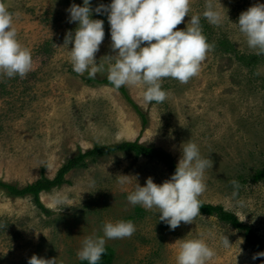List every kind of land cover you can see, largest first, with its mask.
Wrapping results in <instances>:
<instances>
[{
  "label": "rangeland",
  "instance_id": "1",
  "mask_svg": "<svg viewBox=\"0 0 264 264\" xmlns=\"http://www.w3.org/2000/svg\"><path fill=\"white\" fill-rule=\"evenodd\" d=\"M257 2L264 0H215L221 23L213 25L200 16L212 47L186 83L162 79L167 93L163 102H145L142 83L123 85L147 114L144 127L118 89L88 83L87 71L77 74L72 69V43L64 41L77 24L69 22L66 10L83 0H0L32 56V68L24 77L0 75L1 181L22 188L53 179L79 153L134 140L168 152L177 164L180 145L191 140L201 156L213 162L205 169V190L198 198L234 213L251 227L262 249L216 213H199L173 230L158 220L157 210L130 204L127 195L137 183L143 185L148 177L162 183L172 172L161 160L111 150L85 158L65 173L61 185L40 192L45 209L31 194L11 196L0 187V264H27L33 254L56 257L57 264H82L86 260L77 252L85 236H102L104 223L118 220L132 221L135 231L106 238L99 264H177L179 245L190 238L203 239L214 249L205 264L264 262V257L252 259L264 251V177L255 179L264 171V55L247 46L235 23ZM108 3L90 0V7ZM204 7L205 0H190L189 15L176 28H185L190 16L202 14ZM92 15L104 21L105 35L95 53L103 68L94 77L101 80L116 56L107 14ZM224 236L230 245L222 243Z\"/></svg>",
  "mask_w": 264,
  "mask_h": 264
},
{
  "label": "clouds",
  "instance_id": "2",
  "mask_svg": "<svg viewBox=\"0 0 264 264\" xmlns=\"http://www.w3.org/2000/svg\"><path fill=\"white\" fill-rule=\"evenodd\" d=\"M189 10L190 0H110L107 5L99 4L95 9L90 7V0L72 3L66 11L69 22H76L77 26L74 32L67 33L64 43H72L73 71L77 74L87 71L94 77L103 68L97 65L95 53L105 35L104 21L94 19L92 14L93 11L106 13L111 48L116 56L107 68L108 81L116 88L142 83L145 102H163L167 93L161 87L162 79L171 77L186 83L199 72L201 62L212 47L202 32L200 16L213 25L222 20L215 0H205L202 14L191 15L185 28H176L185 15H189ZM235 23L246 37L247 46L256 55H264V3L257 2L242 11ZM31 68V52L20 43L12 14L0 3V75L24 77ZM180 152L170 178L156 183L148 177L143 185L137 183L135 190L127 195L130 204L157 210L158 220L173 230L181 222H192L200 213L198 197L205 190V169L213 165L210 159L201 156L198 145L191 140L180 145ZM232 184L239 186L236 180ZM102 231V236L89 235L81 241L77 252L80 260L97 264L105 252L106 238L130 236L135 225L130 220L106 222ZM221 240L225 246L231 244L227 236ZM240 252L241 248L237 254ZM214 254V249L203 239L190 238L181 241L176 261L177 264H205ZM257 256L264 257V251L255 253L252 259ZM27 264H57V260L33 254Z\"/></svg>",
  "mask_w": 264,
  "mask_h": 264
},
{
  "label": "trees",
  "instance_id": "3",
  "mask_svg": "<svg viewBox=\"0 0 264 264\" xmlns=\"http://www.w3.org/2000/svg\"><path fill=\"white\" fill-rule=\"evenodd\" d=\"M251 63L252 62L250 61V65ZM84 79L88 83L95 82L99 84H106L112 86L111 82L108 81L107 78L99 80L95 77H90L89 75H86ZM116 89H118L125 96V98L129 100V102H131L136 112L140 115L142 119V124L145 127L148 122L147 114L137 104H134V102L130 100L128 92L124 86H121ZM111 150H131L134 151L137 155H144L151 159L161 160L164 163H166V165L168 166L169 170L172 173L175 171L176 162L168 152L161 149H157L153 146L144 145L140 143L139 140H134V141H126L123 143H118L109 146L96 145L94 146V148L90 150H87L83 153H79L77 156L73 158H69L53 179H47V178L38 179L34 183L28 184L22 188L0 180V187L6 189L8 191V194L11 196L23 197L25 195L31 194L34 197L35 201L40 204V192H42L43 190H50L55 186L61 185L64 182L63 177L65 173L71 167L79 165L87 157H96ZM262 177H264V171H261L260 173L256 174L255 179H259ZM198 199L201 202L200 213L207 215L216 213L223 221L232 224L234 227L238 229L244 230L246 232V237L250 241V243L253 244L255 247H257L258 249L262 250L259 244L258 236H256V234L253 232L250 226L241 222L234 213L224 210L221 206H214L212 204H207L203 202L200 198ZM40 205L42 206L43 209H45V207L42 204ZM99 263L100 262H97V264ZM82 264H88V262L83 261Z\"/></svg>",
  "mask_w": 264,
  "mask_h": 264
}]
</instances>
